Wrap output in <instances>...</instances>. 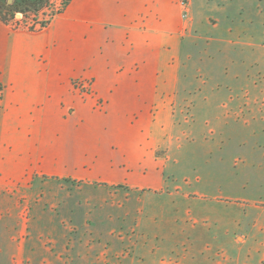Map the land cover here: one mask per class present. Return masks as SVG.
Segmentation results:
<instances>
[{
    "label": "crops",
    "instance_id": "obj_1",
    "mask_svg": "<svg viewBox=\"0 0 264 264\" xmlns=\"http://www.w3.org/2000/svg\"><path fill=\"white\" fill-rule=\"evenodd\" d=\"M242 1L232 37L228 29L218 39L232 45L219 73L225 87L252 94L261 86L264 0ZM180 2L69 0L40 30L0 22V264H263L257 237L234 238L242 213H227L194 182L196 195L181 193L157 154L185 147L176 107L196 25ZM76 79L90 80L91 92L75 89ZM243 103L256 114L253 99ZM220 137L224 153L240 142ZM241 140L245 157L260 159L251 178L264 186V133ZM74 183L103 192L101 204L72 194ZM131 193H139L133 211L122 203Z\"/></svg>",
    "mask_w": 264,
    "mask_h": 264
},
{
    "label": "rangeland",
    "instance_id": "obj_2",
    "mask_svg": "<svg viewBox=\"0 0 264 264\" xmlns=\"http://www.w3.org/2000/svg\"><path fill=\"white\" fill-rule=\"evenodd\" d=\"M1 1H6L7 4L13 2V0ZM188 1L189 11L191 10L190 14L196 27L191 32L194 39L185 46L181 60L180 78L184 90L176 107L179 116L176 132L179 136L178 145L183 144L185 147L180 154L172 148L161 150L157 154L166 160V179L178 184L182 189L181 193L194 192L195 194L196 191L198 194L207 195L209 199L215 198L231 215L242 213L239 231L234 238L237 236L238 242H250L254 241L253 237H257V241L262 245L264 264V233H262L264 232V186L255 185L256 180L251 178L261 161L256 157H245L244 150L239 144L244 133H264V71L262 68L264 55L258 57V66L261 65V67L258 68L259 72L256 73L255 80L261 86L255 93L251 94L249 90L244 89L234 91L233 87H229L230 89L225 87L226 80L220 76L219 66L225 63L224 49L232 51V45L225 47L228 43L219 42L218 39L227 33L228 29L231 34L229 37H232L234 15L238 10L235 3L237 0ZM239 3L240 6H246V2L242 0H239ZM77 82L92 83L88 79H76L72 83L75 89H77ZM2 92L3 89L0 87V98ZM80 92L88 94L91 89L87 93L84 90ZM235 96L239 98V104L227 101ZM249 97L254 100L256 114L250 115L249 107L243 103ZM220 133L232 135L235 133L236 140H240L237 148L224 153L220 145L222 141ZM246 164L251 165L252 168L245 170ZM220 165H225L226 168L223 167L222 171H219ZM258 172L264 173L262 170ZM263 181L258 180V182ZM193 182L195 191H193ZM188 186L190 189L187 188ZM88 189L79 183L71 185L72 194L83 198L94 196L96 200L94 202L100 205L104 193L96 192L93 188ZM164 192L173 191L166 188ZM124 194L121 193V198L112 197L115 207L118 201L123 200ZM138 195L139 193H131L126 196L127 198L122 202L123 209L135 210L138 206L136 202ZM33 208L37 209L41 206L36 204ZM129 223L130 220L127 224ZM253 225L260 229L259 232L258 230L256 233L250 232ZM43 242L52 244L47 239H43Z\"/></svg>",
    "mask_w": 264,
    "mask_h": 264
},
{
    "label": "built area",
    "instance_id": "obj_3",
    "mask_svg": "<svg viewBox=\"0 0 264 264\" xmlns=\"http://www.w3.org/2000/svg\"><path fill=\"white\" fill-rule=\"evenodd\" d=\"M67 0H48V2L37 12L23 15L17 13L6 25L12 30H40L46 28L51 21L60 15L67 7ZM183 18L186 19L189 13V1L181 0ZM77 89L85 93L91 89L90 82L76 83Z\"/></svg>",
    "mask_w": 264,
    "mask_h": 264
},
{
    "label": "trees",
    "instance_id": "obj_4",
    "mask_svg": "<svg viewBox=\"0 0 264 264\" xmlns=\"http://www.w3.org/2000/svg\"><path fill=\"white\" fill-rule=\"evenodd\" d=\"M47 2L48 0H13L11 4H7L6 1L0 0V22L7 24L17 13H35Z\"/></svg>",
    "mask_w": 264,
    "mask_h": 264
},
{
    "label": "water",
    "instance_id": "obj_5",
    "mask_svg": "<svg viewBox=\"0 0 264 264\" xmlns=\"http://www.w3.org/2000/svg\"><path fill=\"white\" fill-rule=\"evenodd\" d=\"M9 1V0H8Z\"/></svg>",
    "mask_w": 264,
    "mask_h": 264
}]
</instances>
